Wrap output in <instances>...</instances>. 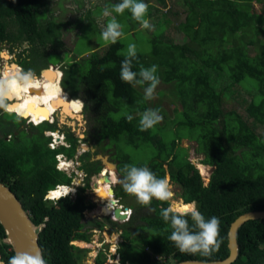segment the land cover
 Segmentation results:
<instances>
[{
	"label": "trees",
	"instance_id": "16d2710c",
	"mask_svg": "<svg viewBox=\"0 0 264 264\" xmlns=\"http://www.w3.org/2000/svg\"><path fill=\"white\" fill-rule=\"evenodd\" d=\"M182 1L187 7L186 16L174 28L183 34V43L168 42L163 38L166 28L159 27L147 38L149 51L137 52L138 62L134 61L133 66L138 71L140 65H157L160 82L171 87L173 102L179 101L173 118L166 117L158 104L153 105L167 120L166 124L163 120L147 131L139 130L138 113L151 108V100L137 103L143 100L146 84L121 81L120 62L126 53L120 40L101 51L90 52L80 61L71 58L72 63L62 68L63 79L59 84L72 97L80 93L89 117L87 133L97 143L105 142V148L112 146L118 176L125 164L147 166L159 178L169 175L170 181L181 189L182 205L195 204L206 218H219V250L211 257L180 253L167 239L171 228L160 216L162 209L170 207L168 201L154 199L149 206L129 204L126 208L133 212L128 221L120 224L105 217L103 221L91 220V228L87 229L84 213L93 210L95 204L84 193L90 187V178L101 171L100 162L90 161V151L83 153L78 169L86 176L75 197L48 200L49 191L72 183L74 175L56 168V156L62 154L74 161L78 140L72 133H66L69 147L51 149L50 138L45 135L55 131L56 125L48 122L36 127L29 125L36 133L28 135L18 129L17 123L5 118L23 119L0 108V182L16 195L31 221L43 226L38 242L47 264H81L89 250L72 243H89V232L105 227L121 232L116 251L119 264L219 261L229 254L230 224L244 213L264 210V0ZM155 2L165 5L164 0ZM41 3L42 0L0 2V40L6 37L5 19H14L19 26L16 38L23 37L31 44L35 62L46 53L47 46L55 48L61 44L64 25L54 17H43L45 11H39ZM253 3L261 5V14ZM103 4L105 7L107 2ZM87 20L90 10L74 26L80 29ZM48 81L57 83L53 78ZM72 99L82 109V102ZM57 106L61 110V105ZM129 114L134 117L131 122L127 120ZM22 133L31 136L30 145L11 147L15 137ZM8 136L13 138L7 141ZM182 139L195 142L196 153L203 155L201 164L212 168L206 185L187 159L186 149L180 146ZM126 146L134 154L150 153L149 158L147 154V159H138L125 151ZM113 191L119 202L132 196L121 186ZM149 207L155 211H149ZM4 236L0 225V241ZM237 242L239 256L232 264H264V220L243 224ZM8 249L0 242L5 264L14 255ZM95 264H107L106 252H98Z\"/></svg>",
	"mask_w": 264,
	"mask_h": 264
},
{
	"label": "rangeland",
	"instance_id": "374dc122",
	"mask_svg": "<svg viewBox=\"0 0 264 264\" xmlns=\"http://www.w3.org/2000/svg\"><path fill=\"white\" fill-rule=\"evenodd\" d=\"M103 2H107V5H111L114 3L119 2V0H42L41 6L39 8V11H45L43 17H54L57 22L63 23V27L61 29L60 34V45H57L55 48L52 46H47L46 53L41 55V58H39L38 62H35V60L31 57L30 61H28L24 66V70L27 68L29 70H32L35 73L36 79L41 82H45L48 88V94L45 95L47 105L53 106L54 111H56V107L58 103H56L57 99L63 103L64 100H66L67 97L74 98V99H80V93L76 94L75 96L69 95V91L64 90L61 88V91L58 90V86H60V82L63 79L62 76V68L66 67L67 64L72 63L71 58H75V62L80 61V59L83 56H86L90 52L94 51H101L103 48L107 47L110 42H105L101 37V32L103 28L106 26L108 20L111 17H105L103 16V9L104 4ZM144 2L148 5V11L146 14V19L149 20V22L153 21V27L151 29H144L141 27L140 23L132 19L131 13L129 11H125L122 15H117L113 13V15L116 16V19L118 22L121 23L123 26L122 31L123 35L118 39L124 43V52L127 51V46L130 43H134L137 46V52L139 53H147L149 51V43L148 37L150 33H153V31L158 30L159 27L166 28L165 34L163 35V38L167 40L168 42L181 44L183 43V34L179 31H176L174 28L178 22H183L184 18L186 16V10L187 7L183 4L182 0H164L165 5H159L155 0H144ZM152 5V6H151ZM254 9L257 13L261 14L262 7L260 4H254ZM155 8V10H153ZM87 10H90V20H87L83 23L80 29L75 27L76 21L80 17H84ZM150 10V11H149ZM156 22V24L154 23ZM70 24V25H69ZM156 25V26H154ZM11 28H14V26H10ZM155 28V29H154ZM16 47H18V43L15 44ZM43 51L40 53L42 54ZM57 54V57L54 56ZM78 55V56H76ZM18 53L15 56V59L18 60ZM61 58L59 60L58 58ZM3 58L6 60V55L3 53ZM16 63V61H15ZM11 65L10 68L7 64H5L9 72H15L17 69V64ZM41 75V76H40ZM54 79L57 83H53L51 81H48V79ZM48 81V82H47ZM70 86V84L68 85ZM27 89H33V87H28ZM65 92V95H64ZM159 93H164V95H159ZM68 95V96H67ZM235 98V94L231 95ZM9 101H5V103L10 104L11 107L9 111L7 109L5 111L7 112H13L19 115L21 118V113L15 109L12 108V105H17L21 99L16 98L14 99L12 96L8 97ZM149 102V100H148ZM151 108H153L154 104H158V107L162 109V111L166 112V117L173 118L174 114L173 111L175 108H178L179 101L176 100L173 102L172 97V90L171 87L164 84L159 83L155 93L154 98L149 102ZM13 106V107H14ZM56 106V107H55ZM64 107V106H63ZM235 107V105H233ZM60 109L58 108L57 111ZM57 115H53L52 120L49 121V123H53L52 125H56V130L54 132H58L59 136H61L67 131L72 133L77 139L80 140V146L78 148V151L75 155V160H69L65 162L66 164L60 165V163L57 162L56 167H59L60 171H64L67 175H74L73 179L75 180L73 184L71 185L72 188L75 190L79 186H83V180L85 178V174L83 171L79 170L80 161L79 157L88 151L90 153L93 152H99L100 155L103 154H110V158L113 162H115V158L113 157V148L107 147L105 148V142L104 143H97L96 140L90 136L87 131V123L89 122V117L87 114H85V110L82 107V113H80L78 116L80 117V122L76 118H70V117H62L59 115V113H56ZM162 115V114H161ZM163 116V115H162ZM86 117V119H85ZM7 120L12 121L13 123H17L19 125V130L24 131L26 134H35V130L29 127L28 122H31L30 119H26L25 117H22L24 121H21L20 119L13 117V116H6ZM164 120V119H163ZM162 120V122H163ZM167 120H164V124H166ZM85 122H87L85 124ZM160 122V123H162ZM32 123V122H31ZM42 123V122H40ZM159 123V124H160ZM33 124V123H32ZM26 134H19L20 137H15L16 140L12 141L10 146H19L20 144H28L30 145L31 136H28ZM82 134H84V137H81ZM48 137V134L45 135ZM57 137V134L55 135ZM13 137L8 136L7 141L11 140ZM55 139L50 138V144L49 147L51 149L57 148L58 142L52 141ZM55 146V147H54ZM180 146L186 149L187 151V159L190 161L191 164L195 166V168L198 170L199 174L203 177L204 184L206 185L209 182L210 174L212 172V168L205 166L201 164V160L203 159V155H200L196 153V143L187 139H182L180 141ZM86 147V148H85ZM93 150V152H92ZM125 151L129 152L130 154L135 155L138 159L144 160L148 158L150 153H145L139 151V153L134 154V150L128 146L125 147ZM63 159L62 161H64ZM96 161V160H94ZM110 177L113 182V185H111L112 188L121 186L119 183L116 182V178L119 177L118 174L114 173L111 169L110 171ZM103 171H101L100 174L94 175L90 178V187L85 191V195L87 196V199L95 204L94 210L91 212H85L84 216V225L87 227V229L91 228L90 221L91 220H98L103 221L105 217H108L106 214V205L107 207H111L109 205V202H107L105 199L97 196L95 194V190H97V186H93L95 183H99V178H101ZM169 178V175H167ZM72 179V180H73ZM170 180V179H169ZM171 184V190L173 191L174 195L171 200H169L170 207L173 211L177 213H183L186 211L179 212L177 209L179 207H183L182 201L180 199V192L181 189L178 185L173 184L170 181ZM110 186H107V189ZM122 187V186H121ZM100 188V186H99ZM74 193H71L69 196L74 197ZM128 200H131L130 202ZM128 201V203H127ZM106 203V204H105ZM138 204L135 197L131 196L129 198H126V201L121 200V202L118 203V205H121L123 207H126L129 204ZM105 204V206H104ZM129 209V208H128ZM131 211V214L133 212L132 209H129ZM122 224V223H120ZM90 242H80V241H74L72 244H74L76 247L80 249H87L89 252L86 254L85 258H83L81 264H95V258L99 251H104L107 254V264L109 263H116L118 260V257L114 255L116 253L119 243L121 242L120 237V231L113 232L109 227H105L102 231L98 230H91L90 232ZM113 235V236H112ZM111 237H113V241H111ZM79 244V245H78Z\"/></svg>",
	"mask_w": 264,
	"mask_h": 264
},
{
	"label": "clouds",
	"instance_id": "9594fccd",
	"mask_svg": "<svg viewBox=\"0 0 264 264\" xmlns=\"http://www.w3.org/2000/svg\"><path fill=\"white\" fill-rule=\"evenodd\" d=\"M126 10L131 13L132 19L140 23L142 28L151 29L153 27L149 20L145 18L148 11V5L144 2V0H119L117 3L106 5L103 9V16L111 17L101 32V37L105 42L115 44L123 35V26L120 22H118L116 16L113 15V13L122 15ZM134 61L138 62L137 46L134 43H130L127 46L124 59H122L120 62V79L122 82L128 84L135 83L147 85V87L144 88L143 100L137 102L143 103V101L152 100L154 98L155 90L160 83L159 77L157 75L158 68L157 65H152L150 67H144L143 65H140L139 70L134 71ZM34 83H36V77L32 70L25 72L17 69L14 75L6 73L3 77H0V108L7 109L8 105L5 103V101L13 94L12 90L14 87L22 86L24 88H28ZM138 115L139 130L142 132L153 128L163 120V116L161 115L160 110L157 108H146L142 112H139ZM133 119V115H127V120L129 122H131ZM44 122L49 123V121H43L37 125H34L31 122L28 123H30L29 125L36 127L43 124ZM47 134L49 138L52 137V139H56L58 143L63 141L62 136L60 138L58 132L52 131L48 132ZM56 134L57 137L55 136ZM59 146L63 145L59 144ZM59 146H57V148ZM121 173L122 175L116 178V182L122 186L126 193L134 196L137 202L141 205L149 206L154 199L157 201L166 202L173 198L174 193L171 190L169 178L167 176L164 178H159L147 166L138 167L134 164H125L121 169ZM72 183L67 187L72 188ZM72 189L73 191L71 193L75 192L76 194L77 189ZM71 193L61 197L69 196ZM69 197L74 198L75 196ZM58 199L59 198L48 200L55 201ZM114 199L117 201V203H119V200L116 198ZM91 211L92 210H87L85 212ZM127 211L130 210L127 208ZM149 211H155V209L149 207ZM130 216H128L124 222L128 221ZM160 216L163 221L171 228V234L167 237V239L175 245L180 253L193 255L199 254L202 257H211L214 252L219 250L221 241L219 239L220 220L218 217L212 216L210 218H206L197 209L195 204L189 205L188 210L183 213H177L171 208H164L161 210ZM108 217L112 219L113 216L111 215ZM115 220L112 219L114 222L124 223ZM114 255L118 257L116 264H119V256L117 253H114ZM155 259L160 260V257L155 255ZM0 264H5V261L0 259ZM6 264H47V261L45 260L42 252H38L36 254H32L30 252H16L14 255L8 258Z\"/></svg>",
	"mask_w": 264,
	"mask_h": 264
},
{
	"label": "water",
	"instance_id": "95a60500",
	"mask_svg": "<svg viewBox=\"0 0 264 264\" xmlns=\"http://www.w3.org/2000/svg\"><path fill=\"white\" fill-rule=\"evenodd\" d=\"M17 115V114H16ZM83 137V134L82 136ZM86 148V147H85ZM93 152V150H92ZM94 160L100 161L107 171L113 170L117 172V165L108 161V156L97 155ZM103 182L109 186L112 184L109 176L102 178ZM73 182V180H72ZM97 184H93L95 187ZM108 193L114 199V191L112 187L108 188ZM114 210L112 216L118 222H124L128 215L127 208L118 205L114 199ZM118 218V219H117ZM119 218H125L121 221ZM264 220L263 211H251L238 216L231 224L227 233V246L229 250L228 256L219 261H197L186 260L176 264H232L239 256V245L237 235L239 228L248 221ZM0 225L4 230L5 236L2 239L3 244L10 247L13 254L16 252H30L36 254L42 252L39 246L38 238L43 226H36L30 219L27 211L24 210L21 202L16 195L3 183L0 182Z\"/></svg>",
	"mask_w": 264,
	"mask_h": 264
},
{
	"label": "bare ground",
	"instance_id": "6f19581e",
	"mask_svg": "<svg viewBox=\"0 0 264 264\" xmlns=\"http://www.w3.org/2000/svg\"><path fill=\"white\" fill-rule=\"evenodd\" d=\"M47 85L48 84H45V82H41V81H38V79H36V83L32 85L33 89H27V88L20 86V87H14L12 90L13 94L11 96L14 99L18 98L19 96V98L21 99V101H19L17 105L15 106L12 105V108L13 109L16 108V110H18L21 113V117L30 119V121L34 125H37L43 121H51L53 115L55 114L53 106L47 105L48 103H45L46 102L45 95L48 94ZM57 88L58 90L61 91V87L58 86ZM64 95H65V92H64ZM68 98L69 97H67L66 100L63 101V103H61L60 101L56 102V103L61 104V110H59L58 113L62 117L64 116V117L76 118L80 122V117L78 115L82 113L81 106L78 102L76 103V101H74L73 99L71 98L68 99ZM10 107L11 105H9L8 110L10 109ZM57 109L58 107H56V112H57ZM71 112H74L75 115L70 114ZM103 175L105 174L102 173V176ZM96 186L98 188L97 190H95V194L105 199L107 202H109V205L111 206V207H107L106 205L107 212L106 214H103V215L111 216L112 211L114 210V203H113L114 199L108 193V190H109L107 189L108 184L103 182L102 177H101L99 178V183ZM72 191H73L72 188L64 187V188L54 190L53 192L50 193V195H51V198L56 199V198H60L61 196H65L71 193ZM54 193H59V195H53ZM189 205L191 204L184 205L183 207H179L177 210L179 212L187 211ZM119 219H121V221H124L125 218H119ZM111 241H113V239Z\"/></svg>",
	"mask_w": 264,
	"mask_h": 264
},
{
	"label": "flooded vegetation",
	"instance_id": "af4514ba",
	"mask_svg": "<svg viewBox=\"0 0 264 264\" xmlns=\"http://www.w3.org/2000/svg\"><path fill=\"white\" fill-rule=\"evenodd\" d=\"M0 2H4V0H2ZM5 23H6V25H5V34H6V37L3 38L2 40H0V77H3L6 73L13 74V75L15 74V72H9L7 69H5V67H6L5 64H7L9 66V68H10L11 65L12 66L14 65L12 63H15V61H16L15 64H17V69L26 72V70H24V67H25L24 65L28 61H30V59H31V49H32L31 48V44L26 39H24L23 37L16 38L17 35H18V33H19V26L14 22V19L6 18L5 19ZM10 26H14V28H11ZM16 43H18V47H16V45H15ZM3 53L7 57L6 60L3 58ZM17 53L19 55L18 60L15 59V56H16ZM6 101L10 102L8 98L6 99ZM57 101H59V100L57 99ZM66 102H68V101H66ZM58 104H60V103H58ZM7 105L9 106L10 104L7 103ZM4 110H6V109H4ZM56 113L57 112H55L54 116L57 115ZM70 114H74V112H71ZM85 119H86V117H85ZM86 123L87 122H85V124ZM28 124H30V123H28ZM66 133H70V132L67 131ZM83 137H84V134H83ZM62 139H63V142L67 144V142H66V134L65 133L62 135ZM77 140H78L77 143L80 146L81 145L80 144V140L79 139H77ZM67 145L69 147V144H67ZM91 154H92V156L90 158V161H94V158L97 155H100L99 152H93ZM101 156H108V161L111 162V163H115L117 165V162L116 161L113 162L112 159L110 158V154H103ZM100 164L102 166L101 171H103V174H105V175H107V176L110 177V173L111 172L110 171H107L106 168H105V166H103L101 162H100ZM101 171L98 174H100ZM116 174H118V173L116 172ZM105 175H103V176H105ZM103 176H101V177L103 178ZM110 179H111V177H110ZM111 182H112V180H111ZM111 185H113V182H112ZM114 188H112V189H114ZM114 198H115V195H114ZM105 204H104V206H105ZM0 242H2V241H0ZM8 250H11V249H8ZM0 259H2V255L1 254H0Z\"/></svg>",
	"mask_w": 264,
	"mask_h": 264
},
{
	"label": "built area",
	"instance_id": "2783aa9c",
	"mask_svg": "<svg viewBox=\"0 0 264 264\" xmlns=\"http://www.w3.org/2000/svg\"><path fill=\"white\" fill-rule=\"evenodd\" d=\"M53 139H54V138H53ZM52 141H53V142H54V141L56 142V139H55V140H52ZM59 144L65 146V147H68V145H67L66 143H64L63 141L59 142L57 145H59ZM54 147H55V146H54ZM56 159H57L58 163H60V165H62V163H63V165L66 164L65 162L67 161V159L64 157V155H61V154H60V155H57V156H56ZM63 159H65V160L62 161ZM57 168H59V167H57ZM59 170H60V169H59ZM74 181H75V180L73 179V182H74ZM72 184H73V183H72ZM64 187H67V186H57L55 190L60 189V188H64ZM52 192H53V191H52ZM50 193H51V192H48V194H47V198L52 200L53 198H50V197H49V194H50ZM56 199H57V198H56ZM126 213H128L127 215L130 216V211H126ZM112 219L115 220V218H113V217H112ZM115 221H116V220H115Z\"/></svg>",
	"mask_w": 264,
	"mask_h": 264
},
{
	"label": "snow or ice",
	"instance_id": "6c2138e0",
	"mask_svg": "<svg viewBox=\"0 0 264 264\" xmlns=\"http://www.w3.org/2000/svg\"><path fill=\"white\" fill-rule=\"evenodd\" d=\"M53 195H59V193H54Z\"/></svg>",
	"mask_w": 264,
	"mask_h": 264
}]
</instances>
